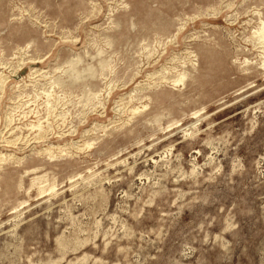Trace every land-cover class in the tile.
<instances>
[{
  "label": "rangeland",
  "instance_id": "obj_1",
  "mask_svg": "<svg viewBox=\"0 0 264 264\" xmlns=\"http://www.w3.org/2000/svg\"><path fill=\"white\" fill-rule=\"evenodd\" d=\"M0 264H264V0H0Z\"/></svg>",
  "mask_w": 264,
  "mask_h": 264
},
{
  "label": "bare ground",
  "instance_id": "obj_2",
  "mask_svg": "<svg viewBox=\"0 0 264 264\" xmlns=\"http://www.w3.org/2000/svg\"><path fill=\"white\" fill-rule=\"evenodd\" d=\"M10 144V143H9Z\"/></svg>",
  "mask_w": 264,
  "mask_h": 264
}]
</instances>
